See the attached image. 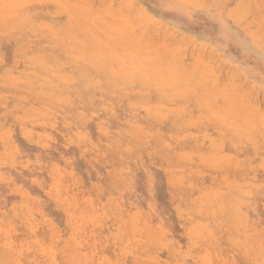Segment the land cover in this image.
Listing matches in <instances>:
<instances>
[{"label":"rangeland","instance_id":"1","mask_svg":"<svg viewBox=\"0 0 264 264\" xmlns=\"http://www.w3.org/2000/svg\"><path fill=\"white\" fill-rule=\"evenodd\" d=\"M192 1L0 0V264H264V0Z\"/></svg>","mask_w":264,"mask_h":264},{"label":"bare ground","instance_id":"2","mask_svg":"<svg viewBox=\"0 0 264 264\" xmlns=\"http://www.w3.org/2000/svg\"><path fill=\"white\" fill-rule=\"evenodd\" d=\"M185 1H186V0H185ZM187 1H188V0H187ZM191 1H192V0H191ZM199 1H200V0H199ZM203 1H204V0H203ZM200 2H201V1H200ZM248 2H249V1H248ZM250 2H251V1H250ZM192 3H193V1L191 2V4H192ZM204 3H205V2H204ZM245 4H246V3H245ZM240 9L243 10L244 8L240 6ZM234 13H235V12H234ZM236 18H237V17H236ZM251 109H252V108H251ZM31 116H32V115H31ZM31 116H30V118H31ZM27 119H28V118H27ZM252 119H253V118H252ZM252 119H251V120H252ZM252 123L255 124L254 122L251 121V124H252ZM28 131H29V130H28ZM207 158H208V157H207ZM212 158H213V157H212ZM222 158H223V157H222ZM188 159H189V158H188ZM204 159H205V158H204ZM222 160H224V159H222ZM225 160H226V159H225ZM211 161H212V160H211ZM213 161H214V160H213ZM214 162H215V161H214ZM224 162H225V161H224ZM226 163H227V162H226ZM215 164H216V163H215ZM235 166H236V165H235ZM202 174H203V173H202ZM189 184H190V183H189ZM229 184H230V183H229ZM231 184H232V183H231ZM234 184H235V183H234ZM211 190H212V189H210V190H208V191H211ZM206 191H207V190H206ZM208 191H207V192H208ZM214 191L216 192L217 190H214ZM204 192H205V191H204ZM215 192H214V193H215ZM220 192H221V191H220ZM245 192H246V191H245ZM205 193H206V192H205ZM212 193H213V191H212ZM222 193H224V191H223ZM243 194H244V193H243ZM248 194H249V193H248ZM205 195H206V194H205ZM212 197H213V196H212ZM214 197H215V196H214ZM214 197H213V198H214ZM221 197H222V196H221ZM242 200H243V198H242ZM199 201H201L200 203H202V200H199ZM238 201H239V198H238ZM204 202H206V201H204ZM198 204H199V203H198ZM221 204H222V203H220V206H222ZM241 204H242V203H241ZM232 205H233V203H232ZM218 208H219V207H218ZM199 209H201V208H199ZM199 209H197V210L199 211ZM235 210H236V209H235ZM201 211H202V210H201ZM199 212H200V211H199ZM212 212H213V209H212ZM200 214H201V213H200ZM233 216H234V215H233ZM238 217H239V216H238ZM235 218H236V217H235ZM245 218H246V217H245ZM125 220H126V219H125ZM236 220H237V219H236ZM240 220H242V219H240ZM198 221H199V220H198ZM198 221H197V222H198ZM198 223L202 224V222H198ZM200 224H199V225H200ZM199 225H197V227H198ZM236 225H237V224H236ZM205 226H206V225L204 224V228H205ZM195 227H196V226H195ZM237 227H238V226H237ZM190 228H191V226H190ZM206 228H207V227H206ZM194 229L196 230L197 228H194ZM201 229H202V228H201ZM201 229L199 228L198 232L200 231V233H202L201 231H203V230H201ZM132 230H134V229H132ZM162 233H163V232H162ZM190 233H191V232H190ZM190 233H189V234H190ZM200 233H199V234H200ZM193 235H194V234H193Z\"/></svg>","mask_w":264,"mask_h":264}]
</instances>
